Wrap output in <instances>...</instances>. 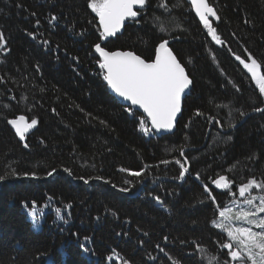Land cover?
<instances>
[{"label":"trees","instance_id":"obj_1","mask_svg":"<svg viewBox=\"0 0 264 264\" xmlns=\"http://www.w3.org/2000/svg\"><path fill=\"white\" fill-rule=\"evenodd\" d=\"M208 3L219 17L211 24L220 43L184 0H147L139 19L104 44L152 59L161 39H174L173 53L193 84L175 130L156 135L141 131L140 121L147 119L129 112L106 86L93 53L100 34L88 0H0V32L7 41L0 49V176L16 179L0 193V264H209L213 257L237 264L221 249L228 238L212 221L233 200H243L240 184L264 181V112L255 111L264 109V95L236 59L250 62L251 54L264 73V0ZM18 115L38 120L25 143L7 125ZM176 160L189 169L182 185L176 183ZM52 169V180H45ZM32 172L38 180L23 175ZM152 175L168 186L164 199L169 197L171 213L146 196L154 194L147 180ZM220 176L231 187L208 186L213 202L197 181ZM42 191L57 194L45 203L61 206L65 215L37 214L34 227L33 205L18 200ZM49 225L55 236L47 239ZM59 232L82 250L65 246ZM213 244L219 252H211Z\"/></svg>","mask_w":264,"mask_h":264},{"label":"snow or ice","instance_id":"obj_2","mask_svg":"<svg viewBox=\"0 0 264 264\" xmlns=\"http://www.w3.org/2000/svg\"><path fill=\"white\" fill-rule=\"evenodd\" d=\"M146 3L147 0H88V7L96 13L99 19L101 28L99 40L106 41L108 38L116 36L126 19L134 20L138 17L139 12L136 10V6L143 8ZM191 3L199 19L208 28L209 34L217 43H220L217 30L209 20V16L219 19L214 7L208 3V0H191ZM166 6L161 4V7ZM56 19L57 17H52V20ZM6 43L3 32H0V49H5ZM94 48L99 53V68L104 72L103 79L107 85L120 97L130 101L132 105L139 106L147 114V121H140V130L148 134L153 129L156 131L173 129L177 114L181 112L182 97L186 90L190 89L193 80L186 72L185 66L169 47V40H160L156 45L153 59H145L133 51H109L106 47H102L101 43H96ZM236 59L241 61L244 68L251 74L252 79L255 80L260 94L264 95V73L261 72V63L251 54L248 57L250 62H245L240 56H237ZM128 111H132L131 107ZM255 111L264 112V109L257 108ZM196 115H203V113L197 110ZM241 115L244 113L242 112ZM148 122L151 127L148 126ZM8 123L15 128L20 139L24 140L25 134L38 124V120L33 118L28 122L27 118L21 115L10 119ZM24 147H28V145L25 144ZM181 155H183L182 149ZM175 162L180 165L178 179L183 180L189 169L180 160ZM161 163L168 164L169 161L162 160ZM121 170L130 172L131 175L137 177L143 173V169L134 172L129 169ZM55 171L56 169H52L47 175L51 176ZM65 171L68 170L65 169ZM12 174L15 175V173ZM23 175L36 177L35 172ZM197 178H199V174H197ZM5 179V176H0V181ZM80 179L88 183L84 177H80ZM95 179L103 178L96 177ZM213 182L222 189H230L232 183L225 176H220ZM254 189H259L261 194L252 195ZM120 190L127 192L129 189ZM204 190L208 193L209 199L214 202L216 198L207 185L204 186ZM238 192L243 200L239 203L235 200L232 201L236 210L234 211L233 207H224L219 211V219H214L212 224L226 234L228 242L223 243L221 247L229 250L227 254L232 261H236L237 264H264V181L250 178L246 183L239 185ZM155 199L159 200L160 197L157 196ZM35 209L36 205L33 202V211L30 215L34 227L38 226L40 220ZM55 211L59 216L61 210L55 209ZM164 239L167 240V237ZM201 251H203L202 248ZM108 259L111 260L113 257L109 256ZM209 264H218L217 258L213 257Z\"/></svg>","mask_w":264,"mask_h":264},{"label":"bare ground","instance_id":"obj_3","mask_svg":"<svg viewBox=\"0 0 264 264\" xmlns=\"http://www.w3.org/2000/svg\"><path fill=\"white\" fill-rule=\"evenodd\" d=\"M214 18L215 17H211V18H209V20H210V22H212L213 20H214ZM197 20V19H196ZM197 22H199L198 20H197ZM201 24V23H200ZM171 44H172V42L171 43H169V47L172 49V47H171ZM94 47V46H93ZM173 51V50H172ZM192 86V85H191ZM190 89H191V87H190ZM189 89V90H190ZM188 90V91H189ZM187 91V92H188ZM183 110V109H182ZM18 116H21V115H18ZM18 116H16V117H18ZM16 117H13V118H11V119H15ZM10 120V119H9ZM8 120V121H9ZM27 121L28 122H30L29 121V119L27 118ZM7 125H8V127L10 128V130H11V132L15 135V137L18 139V141H20L21 143H25V141H26V136L35 128V126L32 128V129H30L29 131H28V134L27 135H25V138H24V140H21L20 139V137L16 134V131H15V128L11 125V124H9V123H7ZM9 169V168H8ZM9 170H11V168L9 169ZM160 173V172H159ZM62 175H63V177L64 178H67L68 179V177L66 176V174L65 173H62ZM48 177H46V179L45 180H48V179H51V177H53L54 176V173H53V175H51V176H49V175H47ZM159 176H160V174H159ZM158 177H154L153 175L152 176H150L147 180L148 181H151V187H150V189L154 192V194H149V195H146L148 198H151V199H153L154 200V204H155V208H157L158 210H162V211H164V212H166V213H171V209H172V205H171V202L169 201V200H166V199H168L169 197H167L166 199H164V194H166V192L168 191V186L166 185V184H164V182H163V184L161 183L163 180L162 179H157ZM25 179H27V178H25ZM31 180H38L37 178H35V177H31L30 178ZM157 179V180H156ZM218 179V178H217ZM216 179V180H217ZM16 181V179L13 177V176H9V177H6V179L4 180V181H0V193H5V192H9L10 190V188L11 187H9L10 186V184H12V183H14ZM152 181H155V182H152ZM176 182V181H175ZM179 182H181V183H179ZM186 183V181L183 179V180H181V179H179V181H177L176 183L177 184H179V185H182V184H185ZM211 182V183H210ZM197 183H198V185H199V187L201 188V192L203 193L204 192V186L205 185H207V187L208 186H210L212 183H213V180L211 181V178L208 180V181H206V182H201V181H197ZM205 193V192H204ZM2 194H0V196H1ZM48 196H50L52 199L53 198H58V196H57V194H50V193H48L47 191H42V193H41V195L40 196H34V197H26V198H21V199H19L18 200V203H20V204H23V205H33V202H35V205H36V212H37V214L38 215H42V214H48V215H57L56 214V211H55V209H60L61 211H60V214L59 215H65V212L63 213V210H62V208H61V206H57V205H53V204H47V203H45V201L47 200V198H48ZM157 196H159L160 197V199L159 200H156L155 198L157 197ZM39 198V199H38ZM171 198H172V200H174V197L173 196H171ZM59 199H61L60 197H59ZM0 200H1V198H0ZM62 201H64L63 199H61ZM206 202V201H205ZM64 203H66L65 201H64ZM67 204V203H66ZM70 204V203H69ZM0 207H1V202H0ZM72 211V210H71ZM71 211H70V214H71ZM18 212L21 214L22 212H21V209L18 207ZM67 214H68V211H67ZM72 215H76L75 213L73 214L72 213ZM22 220H23V222L24 223H26V219L22 216ZM49 222V221H48ZM28 230L32 233V234H38V233H40L39 231H37V230H33V229H31L30 227H28ZM55 227L53 226V225H49V226H46V228H45V230L43 231V234L45 235V237L48 239L49 237H54L55 236ZM58 237H60L59 238V241H62L63 240V243H64V245L65 246H67V247H71L72 249H74V247H77V248H79L80 250H82V248L79 246V245H76L75 244V242L74 241H72L65 233H61V232H59L58 234ZM223 240V238L221 239V241ZM225 241V240H224ZM206 246V245H205ZM212 246V248H209L210 250H211V252L213 253V251L214 252H219L220 251V249H219V246L218 245H215V244H213V245H211ZM207 247V246H206ZM153 249H156V245H154V248ZM221 249H224V248H222L221 247Z\"/></svg>","mask_w":264,"mask_h":264},{"label":"water","instance_id":"obj_4","mask_svg":"<svg viewBox=\"0 0 264 264\" xmlns=\"http://www.w3.org/2000/svg\"><path fill=\"white\" fill-rule=\"evenodd\" d=\"M184 1L190 6L191 11H192V14L194 15V17L199 21V23L203 24V22L199 19V16L197 15V13H196L194 7L192 6L191 0H184ZM139 9H140V6H136V10H139ZM211 17H212V16H209V18H211ZM138 18H139V15H138V17L135 18L134 20L131 19V18L126 19L125 22H124L123 27L127 24L128 21H135V20H137ZM98 24H99V19H98ZM99 27H100V25H99ZM123 27L121 28V30H120L117 34H120V33L122 32ZM100 30H101V28H100ZM117 34H116V35H117ZM114 37H115V36H114ZM114 37H110V38H108L106 41H108L109 39L114 38ZM173 41H174V40H173ZM102 42H104V41H102ZM171 42H172V41L169 40V43H171ZM94 53H95V55L98 57V59H100L99 53H97V52L95 51V48H94ZM190 87H191V86H190ZM109 88H110V87H109ZM110 89H111V88H110ZM111 90H112V89H111ZM112 91H113V90H112ZM187 91H188V90H186V92H187ZM113 92H114V91H113ZM114 94L116 95V97H117L120 101L125 102L128 106L132 107L133 109H135L136 111L140 112L142 115H144V116L147 117V114L144 113V111H143L142 108H140V107L137 106V105H132L130 101H127V100H125L123 97H120L117 93L114 92ZM182 108H183V107H182V101H181V112L177 114V120H176L175 126H176V124H177L178 119H179L180 116H181ZM174 129H175V127H174L173 129H171V130H160V131H156V130L153 129V132L156 133V134H168V133H172V132L174 131Z\"/></svg>","mask_w":264,"mask_h":264},{"label":"rangeland","instance_id":"obj_5","mask_svg":"<svg viewBox=\"0 0 264 264\" xmlns=\"http://www.w3.org/2000/svg\"><path fill=\"white\" fill-rule=\"evenodd\" d=\"M51 180H52V178H51Z\"/></svg>","mask_w":264,"mask_h":264}]
</instances>
